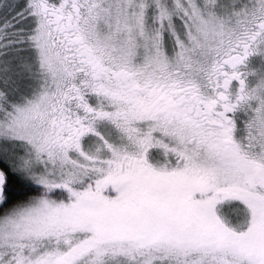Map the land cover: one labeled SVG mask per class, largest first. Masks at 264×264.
I'll use <instances>...</instances> for the list:
<instances>
[{
    "label": "snow or ice",
    "instance_id": "obj_1",
    "mask_svg": "<svg viewBox=\"0 0 264 264\" xmlns=\"http://www.w3.org/2000/svg\"><path fill=\"white\" fill-rule=\"evenodd\" d=\"M0 264H264V0H0Z\"/></svg>",
    "mask_w": 264,
    "mask_h": 264
}]
</instances>
